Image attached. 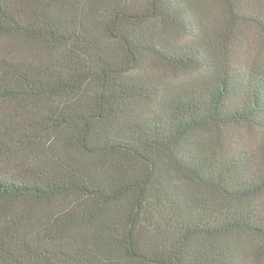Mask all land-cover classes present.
Here are the masks:
<instances>
[{
	"label": "trees",
	"instance_id": "obj_1",
	"mask_svg": "<svg viewBox=\"0 0 264 264\" xmlns=\"http://www.w3.org/2000/svg\"><path fill=\"white\" fill-rule=\"evenodd\" d=\"M0 264H264V0H0Z\"/></svg>",
	"mask_w": 264,
	"mask_h": 264
}]
</instances>
